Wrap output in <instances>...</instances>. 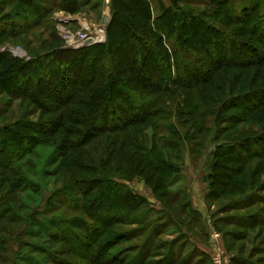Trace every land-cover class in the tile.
Returning <instances> with one entry per match:
<instances>
[{"label": "rangeland", "instance_id": "rangeland-1", "mask_svg": "<svg viewBox=\"0 0 264 264\" xmlns=\"http://www.w3.org/2000/svg\"><path fill=\"white\" fill-rule=\"evenodd\" d=\"M166 8L217 28L220 40L181 49L156 20ZM151 13L142 58L121 35L111 51L99 47L111 0H0V264H215L216 253L220 264H264V174L250 171L264 163L231 158L212 169L220 146L249 158L264 145L263 125L246 117L264 102V0H151ZM101 28V42L67 45L68 36ZM65 47L73 51L60 58ZM91 57L117 80L115 123L122 113L140 115L130 101L154 115L121 131L86 132L72 152L63 139L72 126L57 123L67 94L58 82ZM4 58L13 62L8 73ZM93 87L78 94L82 102ZM131 134L178 166L161 167L164 187L153 190L130 168Z\"/></svg>", "mask_w": 264, "mask_h": 264}, {"label": "trees", "instance_id": "trees-1", "mask_svg": "<svg viewBox=\"0 0 264 264\" xmlns=\"http://www.w3.org/2000/svg\"><path fill=\"white\" fill-rule=\"evenodd\" d=\"M111 1L112 18L107 26L106 43L99 47H104L106 50L111 51L113 49L115 40L119 35H121L123 37V39H121V43L125 47L130 46V48H136L138 49V52L141 53V33H143L144 31L146 33H149V28L152 24L151 0H129L133 1L136 6L130 9H128V6L124 2L125 0ZM65 8L72 12L75 11V5L68 4L65 5ZM156 20L166 29L168 34L176 35L178 46L184 50L194 48L199 42H217L218 40H220V32L217 28L211 25H203L202 27H198L195 23V21H197V17L195 16L193 17L189 15V17L185 16L184 18L179 19L177 16L174 17L170 13L169 8H166L159 11ZM88 47L90 46H85L82 48L84 49ZM71 51H73L72 48H62L60 50V58H64L65 54ZM99 53L101 55L104 54L103 50L98 51L97 55H99ZM97 55L95 54L94 56ZM141 55L143 58L144 55L142 53ZM91 58L92 59L90 62L86 60L83 61L84 58H82L83 62L76 63V65L74 66V75L72 77H67L66 75L65 77H63L65 79L62 78L58 82L60 83V88L65 89L67 94L63 99H60V107H62V113L60 114V122L58 121L57 123L59 124L60 130H66V126H72L70 132L67 130L68 133L63 135V139H66L67 142V148L72 152L76 149L78 144H80L78 142V138H82V136L85 137L86 132L87 136L92 137L94 135H99L109 131H121L123 129L135 126L136 124L141 125L145 122V119L148 116L154 115L153 113H147L146 110L143 111L142 104H137L133 101H130L135 106L134 108L137 109V112H140V115L131 114L130 116L125 117V115H123L122 113L118 116V119H120V123H115V118L113 117L114 113L110 108V104L114 97L113 89L117 84V80L111 73H102L95 64V57ZM1 67L2 73H8L13 67V62H11V60H9L8 58H4L1 63ZM132 67V70H129V72L134 76L137 75L135 79L139 82L140 86H146V75L143 73V71H141L140 68H137L136 65H133ZM26 68L29 69V65H26ZM86 75L88 76L87 78ZM56 79L57 78L55 77V79H52V81ZM88 81L90 82L88 83ZM92 86H94L93 89H91V92L88 94V96H85V100L82 102L83 99L80 98L78 94L82 93L84 90H87V88L89 87L91 88ZM124 98L127 99V97ZM71 104H81L83 109H73L70 107ZM85 106L87 107V109H85ZM125 112L126 114H128V111H124V113ZM101 116H103V120L101 119L100 124H97L96 120ZM108 116H112L111 120ZM246 117L251 122H258L263 125L262 137L264 138V102L261 101L260 103L249 107V109L246 110ZM108 122H110V125H107ZM136 128L134 129V131L137 130L139 133L140 127ZM171 131L172 133H175L174 130ZM72 137H74L75 139L74 141L72 140L70 142L69 140ZM129 141L134 153L136 154H130L132 163L130 168L132 169V171L135 172L137 176L145 178L146 182L151 185L153 190L164 187L165 184L163 181L162 172L160 170L161 167L164 166L168 169H174L178 168V166H175L173 163L166 160L161 152L154 151V146L149 150L144 149L139 142L140 140L138 141L137 138H134L132 134L131 137H129ZM259 147V151L251 153V157L249 158H245L243 153H241L239 150L234 151L225 149L224 146L218 147L219 151L214 152L216 159L212 163V169L214 173L218 168H220L221 161H230L231 158L235 161L241 162L251 159V163L249 165L253 163L252 160H255V158L261 159V163H264V145H259ZM252 167L253 168H251L250 171L251 173H255V177L253 178L259 180L261 175L264 174V168L261 170L258 168V166L257 168H254V165ZM103 168L104 167H99L98 170L104 171ZM227 168H229V166H227ZM14 173V176L18 174L16 176L21 179L19 175L20 172L16 173L14 171ZM214 173H210V178H214ZM216 176L217 174H215V177ZM207 177H209V175H207ZM243 181V179H239V182L242 183ZM233 183L234 185H238L237 181L232 182V185ZM211 184L212 183H210V185ZM253 184H257V182L251 181V186H253ZM258 186L259 185H255V187ZM218 192L219 191H216L214 193L218 194ZM227 193L230 192L227 191ZM174 195L175 194H168L169 200H171L172 202L177 201V198ZM12 203L13 202L11 201V203L9 204L11 205ZM181 208L188 209L192 214H196V210H194L192 206H190L189 202H185V204H183Z\"/></svg>", "mask_w": 264, "mask_h": 264}, {"label": "built area", "instance_id": "built-area-1", "mask_svg": "<svg viewBox=\"0 0 264 264\" xmlns=\"http://www.w3.org/2000/svg\"><path fill=\"white\" fill-rule=\"evenodd\" d=\"M102 27H104L102 25ZM103 29H99L97 33H91V31L85 32V33H78V38L73 39L72 36H68V42L67 45L72 48H79L82 46H85L87 44H92L96 42H101L103 40ZM213 261L215 264H220L221 257L218 253L215 254L213 257Z\"/></svg>", "mask_w": 264, "mask_h": 264}, {"label": "water", "instance_id": "water-1", "mask_svg": "<svg viewBox=\"0 0 264 264\" xmlns=\"http://www.w3.org/2000/svg\"><path fill=\"white\" fill-rule=\"evenodd\" d=\"M104 23H106V18L104 19Z\"/></svg>", "mask_w": 264, "mask_h": 264}]
</instances>
